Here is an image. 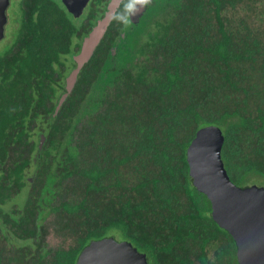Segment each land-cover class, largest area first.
Here are the masks:
<instances>
[{"label":"trees","instance_id":"16d2710c","mask_svg":"<svg viewBox=\"0 0 264 264\" xmlns=\"http://www.w3.org/2000/svg\"><path fill=\"white\" fill-rule=\"evenodd\" d=\"M105 1L77 18L61 0L8 7L0 264H75L106 236L148 264H238L186 151L199 128L216 125L230 179L264 186V0H153L137 24L112 20L54 114L70 55ZM19 192L21 207L9 202Z\"/></svg>","mask_w":264,"mask_h":264},{"label":"water","instance_id":"95a60500","mask_svg":"<svg viewBox=\"0 0 264 264\" xmlns=\"http://www.w3.org/2000/svg\"><path fill=\"white\" fill-rule=\"evenodd\" d=\"M88 1L61 0L75 18L81 15ZM121 1L109 0L103 16L97 19L82 38L79 51L72 56L74 67L65 77L64 92L57 100L54 114L71 92L79 72L102 40ZM10 3L11 0H0V42L5 37ZM143 11L144 8L132 16V22H136ZM44 140L45 136L40 134L38 150ZM223 142V133L216 125H207L197 130L186 151L191 179L196 189L209 200L212 219L232 237L237 263L264 264V186H240L230 179L221 158ZM75 264H148V260L130 242L106 236L93 239L83 247Z\"/></svg>","mask_w":264,"mask_h":264},{"label":"clouds","instance_id":"9594fccd","mask_svg":"<svg viewBox=\"0 0 264 264\" xmlns=\"http://www.w3.org/2000/svg\"><path fill=\"white\" fill-rule=\"evenodd\" d=\"M152 0H132V3H127V0H122V7L112 15V20L125 27L130 26L132 16L138 14L143 8L151 5ZM138 6V7H137Z\"/></svg>","mask_w":264,"mask_h":264},{"label":"rangeland","instance_id":"374dc122","mask_svg":"<svg viewBox=\"0 0 264 264\" xmlns=\"http://www.w3.org/2000/svg\"><path fill=\"white\" fill-rule=\"evenodd\" d=\"M11 5V4H10ZM7 14H9L8 12H7ZM8 16V15H7ZM9 17H12L11 15H9ZM80 17V16H79ZM149 28H150V25H147ZM6 35L7 36H9L10 35V31H9V35H8V33H6ZM5 41V40H4ZM6 42V41H5ZM4 42V43H5ZM2 42H0V44H1ZM4 46V45H3ZM0 50H1V48H0ZM69 63V62H68ZM73 66H71V68H72ZM71 68L69 69V68H66L65 69V72H64V68H63V72H64V74H63V76H62V79H64L65 80V77L69 74V71L71 70ZM64 83H65V81H64ZM62 93V92H61ZM87 104H88V102H87ZM39 136H40V134H35L33 137H32V140L33 141H35V143H36V145H38V139H39ZM263 182V181H262ZM257 185V184H256ZM27 194H28V191H27ZM26 194L25 193H21V192H19V193H17L16 195H14L11 199H10V201L9 202H12V204H14V205H16L17 207H21L22 205H24V202H25V200H26ZM10 205V204H9ZM11 206V205H10ZM7 207H9V206H7ZM6 208V207H5ZM49 219H50V221H51V223H53L52 222V220H56L55 218H54V215H50L49 216ZM50 223V224H51ZM50 228H53L52 226H50ZM55 235V233L53 232V231H51L50 230V237H48V241L49 240H51L52 239V237ZM55 237H56V235H55ZM56 241L57 240H54L53 241V243H56Z\"/></svg>","mask_w":264,"mask_h":264},{"label":"flooded vegetation","instance_id":"af4514ba","mask_svg":"<svg viewBox=\"0 0 264 264\" xmlns=\"http://www.w3.org/2000/svg\"><path fill=\"white\" fill-rule=\"evenodd\" d=\"M108 1H109V0H106V1L103 3V10H102L101 15H100L98 18H96V19L94 20L93 24H91V25L87 28V30H86V34H85V35L88 34V32L90 31L91 27L96 23L97 19H99V18H101V17L103 16ZM152 1H153V0H152ZM89 2H90V0L88 1L87 5L89 4ZM87 5H86V7H87ZM86 7L84 8V10L86 9ZM119 9H120V6H119V8H118L117 10H119ZM146 9H147V7L144 8L143 13L146 11ZM84 10H83V11H84ZM117 10H116V11H117ZM143 13H142V14H143ZM141 16H142V15H141ZM141 16L139 17V19H138L136 22H132V24H137V23L139 22V20L141 19ZM8 21H10V19L7 20V23H6V25H5V33H6V31H7L6 27H7V24L9 23ZM109 25H110V24H109ZM5 35H6V34H5ZM85 35H83V37H84ZM124 35H125V33H124V32H121V38H124ZM83 37H82V38H83ZM82 38H81V41H82ZM4 39H5V37H4ZM1 42H3V40H2ZM79 47H80V46H79ZM116 47H117V46H113V48H112V52H114V51L116 50ZM77 52H78V51H77ZM77 52H76V53H77ZM73 55H74V54L70 55V57L73 56ZM71 58H72V57H71ZM69 72H70V71H69ZM60 94H61V93H60Z\"/></svg>","mask_w":264,"mask_h":264}]
</instances>
